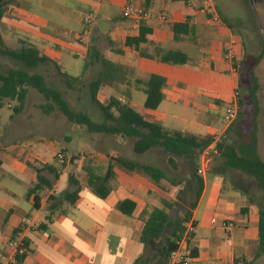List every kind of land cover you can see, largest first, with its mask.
I'll return each instance as SVG.
<instances>
[{"label":"crops","instance_id":"crops-1","mask_svg":"<svg viewBox=\"0 0 264 264\" xmlns=\"http://www.w3.org/2000/svg\"><path fill=\"white\" fill-rule=\"evenodd\" d=\"M128 2L143 6L141 0H12L0 27L5 43L10 40L18 48L32 44L51 59L43 65L47 78L63 80L66 74L80 82L90 69L99 68L108 79L99 78L98 98L101 91L116 89L115 94L108 93L105 104L115 98L145 121L170 131L215 137L224 128L225 106L240 89V68L248 64L258 82L251 110L264 109V102L257 101L259 79L264 77V40L259 33H237L217 0V10L227 22L222 18L219 23L207 22L202 10L205 5L215 6L213 0H154L148 8L151 18L137 25L122 16ZM93 10L97 19L87 28L83 19ZM160 13H166L169 21H160ZM174 24L187 26L176 32ZM141 29L148 33L146 41L138 48L126 45ZM260 29L264 36V27ZM78 34L85 35L82 44ZM228 44L233 46V62L224 58ZM161 50L183 51L188 63H163L158 58ZM78 51L81 56L76 55ZM80 57L86 59L84 64ZM150 75L165 79L164 98L155 110L144 107V83ZM259 116L253 113L252 119ZM256 127L228 143L241 156L264 165V131ZM16 139L0 137V264L9 260L11 240L24 241L28 248L19 264H134L144 255L140 237L149 213L162 208L163 200L176 201L179 188L166 180L157 183L141 173L128 172L110 160L113 153L126 158V147L134 151L131 138L87 137L90 144L81 142L84 148L71 156L65 150L47 155L37 143ZM59 153L63 160L57 158ZM143 154L150 160L140 163L162 169L170 179L184 176L183 167L169 165V154L157 148ZM217 158L203 177L204 188L192 210L196 230L190 264H264V252L256 255L264 190L239 169L232 168L234 181H227L228 170L214 161ZM152 159L157 162L153 164ZM110 164L114 175L107 196L101 198L90 187L89 174L105 177ZM126 199L136 204L131 216L117 207ZM223 221L232 222L233 227L225 229ZM146 264L160 262L153 259Z\"/></svg>","mask_w":264,"mask_h":264},{"label":"trees","instance_id":"trees-1","mask_svg":"<svg viewBox=\"0 0 264 264\" xmlns=\"http://www.w3.org/2000/svg\"><path fill=\"white\" fill-rule=\"evenodd\" d=\"M12 0H0V26L1 20L6 13ZM143 7L148 9L154 0H141ZM220 14V13H219ZM222 20H227L220 14ZM187 25L174 24V30L177 32L180 28ZM146 32L141 29L140 35L136 38H128L126 45L138 46L146 41ZM0 56L19 64L18 68H9L5 73L0 71V109L4 106L5 100L17 102L14 107V114H20L26 103L29 88L37 90L43 95L45 102L38 105V108L45 115H51L59 110L67 119L76 124L84 125L89 133H98L106 135H120L133 140V148L137 154L157 148L164 154H169V165L177 167L175 157L183 159L186 163L184 167V176L178 180L170 179L168 175L159 168L142 164L140 162L121 157L115 153L110 155V160L116 165L128 172H138L154 182L166 180L171 185L179 188L176 201H162V208L153 209L141 232V243L144 245V255L138 258L134 264H146L153 259H159L160 264H168L172 252L177 249V241L181 238L184 231V224L192 220V210L195 209L204 188V178L197 173L199 153L207 147L213 137L200 138L192 134H186L179 131H170L156 123H149L136 112L132 107L121 103L112 98L109 103L103 104L98 99V93L102 84L100 79L90 83L92 99L98 104L104 113L106 121L96 123L83 112L74 111L64 97V93L54 86H50L47 77L43 74L33 73L32 70L48 63L51 59L42 54L37 47L32 44H25L18 49L6 45L0 27ZM159 61L172 65H185L188 63V56L185 52L176 51H158ZM1 66V64H0ZM63 81L69 88L72 82L79 81V78L70 77L63 74ZM250 83L253 85L250 91V97L254 99L258 88L257 78L253 73L250 74ZM165 79L158 75H150L144 83L146 100L144 107L149 110H155L163 101L162 88ZM243 100H239V115ZM221 151L220 157L231 168L239 169L250 176L260 184L264 190V165H259L253 158L241 156L233 143H219ZM72 163L75 158L70 160ZM113 164L108 166L105 177H97L89 174V185L96 195L105 198L109 192L108 182L114 175ZM35 189L30 190L34 192ZM75 201L78 199L77 193H74ZM74 201V202H75ZM35 207H38V198L35 197ZM118 209L125 215L131 216L136 208V204L129 200L120 201ZM172 212L175 214L172 216ZM183 213V216L180 215ZM155 250V252H154ZM264 252V211L260 212L259 220V243L256 255ZM23 259H21L22 261Z\"/></svg>","mask_w":264,"mask_h":264},{"label":"rangeland","instance_id":"rangeland-1","mask_svg":"<svg viewBox=\"0 0 264 264\" xmlns=\"http://www.w3.org/2000/svg\"><path fill=\"white\" fill-rule=\"evenodd\" d=\"M223 7V10L228 18L233 22V26L237 33L240 34H260L261 39L264 40L261 27H264V0H217ZM215 3V0H213ZM215 7H217L215 3ZM264 32V31H263ZM254 36V35H253ZM6 45L11 48H18L15 42L8 40ZM251 57V55H250ZM82 64L86 59L84 57L77 58ZM0 71L5 73L9 68H18L20 65L12 62L11 60L0 56ZM250 65L240 68V89L239 100L245 103L241 108L242 115L240 119L231 125L232 130L229 134L223 137V142L234 141L236 137H240L242 133L249 135L253 128L264 131V109L261 111L251 110L250 102L253 101L250 97L252 84L250 83ZM33 73L44 75V66L41 65L32 70ZM102 74L99 68L94 71L90 69L85 77V80L80 82H72L68 88L63 80H59L53 76L47 78L50 86L64 93L66 101L71 108L76 112H83L88 115L92 121L96 123H104L105 116L98 104L92 99L90 83L99 78L106 80V74ZM259 92L257 94V101L264 102V77L259 79ZM116 89L110 90L108 93L115 94ZM108 93L101 91L99 101L103 104ZM45 99L42 94L33 88H29L28 96L26 99L23 111L16 115L14 114V107L17 105L16 101L5 100L4 106L0 109V137H13L17 138L18 142L31 141L33 144L37 143L47 155H54L57 151L65 150L68 156L78 155L84 146L90 143L86 140L87 137H122L120 135H106L98 133H89L84 125L70 122L65 115L59 110H56L51 115H45L38 108V105L43 104ZM259 112L261 116L252 119V114ZM254 121V122H253ZM236 123V124H235ZM253 125V126H252ZM69 137L68 139H66ZM248 137V136H247ZM35 139L41 140L34 142ZM86 140V141H84ZM261 145L264 144V137L261 139ZM49 144L53 148H49ZM63 153V152H62ZM126 158L137 162L149 161L144 154H137L129 147L124 150ZM180 167H186L183 159L175 157ZM214 161H219V165L224 167L227 171L226 180L234 181V170L223 159L217 158ZM150 162L154 164V159ZM160 164V163H157ZM212 179V177H210ZM264 211V205L261 207ZM175 213L172 212V216ZM180 215L183 216V213Z\"/></svg>","mask_w":264,"mask_h":264},{"label":"built area","instance_id":"built-area-1","mask_svg":"<svg viewBox=\"0 0 264 264\" xmlns=\"http://www.w3.org/2000/svg\"><path fill=\"white\" fill-rule=\"evenodd\" d=\"M190 2V1H189ZM207 15V22L214 24L221 22V17L219 11L214 5H205L203 10ZM122 16L125 19L133 21L135 24H140L142 21H146L151 18L152 13L149 9L144 8L142 5L134 3H126L122 10ZM97 19L96 11H90L85 14L83 19V24L85 27L90 28L95 20ZM160 21L166 22L169 21V16L166 13H160L158 15ZM85 39L84 34L77 35V41L83 43ZM77 56H81V52L76 53ZM224 58L230 62H233L235 59V54L233 52L232 44H228L224 47ZM239 91H234L233 99L225 106L224 112V128L218 132V134L213 137V141L202 151L198 156V171L197 173L204 177L210 163L215 157H219L221 151L219 149V143L223 139V136L231 125L236 121L239 115ZM59 160H63L64 157L61 153L57 155ZM216 220L213 219L212 223H215ZM222 226L225 229L233 227L232 222L223 221ZM196 225L193 220L184 224V231L181 238L177 241V249L171 253L168 264H190L192 259V249L190 243L192 237L195 234ZM8 248L10 251L9 260L1 264H19L21 259H24L28 254V248L24 241H14L11 240L8 242Z\"/></svg>","mask_w":264,"mask_h":264}]
</instances>
